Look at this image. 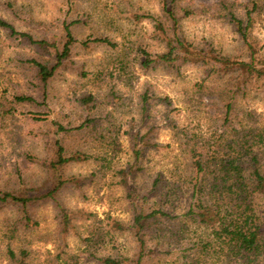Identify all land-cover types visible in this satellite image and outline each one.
Listing matches in <instances>:
<instances>
[{
	"label": "rangeland",
	"instance_id": "374dc122",
	"mask_svg": "<svg viewBox=\"0 0 264 264\" xmlns=\"http://www.w3.org/2000/svg\"><path fill=\"white\" fill-rule=\"evenodd\" d=\"M161 1L0 0L2 20L45 42L0 27V198L28 202L25 210L0 199V264H17L11 252L24 264H97L101 257L134 263L133 221L153 206L143 194H153L157 181L162 193L187 179L194 145L215 151L229 103L235 123L246 112L264 123V0L257 8L252 0H177L178 32L200 51L201 63L143 68L167 51L158 29L167 23ZM249 14L252 48L233 21ZM65 25L75 39L71 54L44 82L31 61L57 65ZM252 54L259 77L250 84L242 83L244 70L232 82L235 76L222 73L224 59L250 63ZM58 145L76 160L62 167L63 185L54 192ZM185 189L174 201L178 218ZM165 244L155 264H182Z\"/></svg>",
	"mask_w": 264,
	"mask_h": 264
},
{
	"label": "trees",
	"instance_id": "16d2710c",
	"mask_svg": "<svg viewBox=\"0 0 264 264\" xmlns=\"http://www.w3.org/2000/svg\"><path fill=\"white\" fill-rule=\"evenodd\" d=\"M176 1H161L167 23H160L158 29L168 41L167 51L158 55L156 60L143 61V68L150 67L153 63L168 66L201 63L200 51L178 32V20L174 15ZM252 2L257 8L256 0ZM233 21L242 39L252 48L250 31L253 18L249 14L247 21L236 17H233ZM0 27L10 29L13 35L27 38L37 45H45V42H35L27 34L17 32L1 18ZM64 33L66 42L63 52L58 56L57 65L51 67L31 61L44 82L54 76L62 60L71 54L75 39L70 25L64 26ZM94 42L111 45L107 39H95ZM223 64L228 70H222V73L226 75L230 72L236 77L231 82L239 80L236 72L243 73V70L246 72L243 78L246 81L242 82L244 85L259 77L254 54L250 63L231 65L224 59ZM150 98L149 92L144 93V113L147 112ZM19 100L24 101L23 98ZM89 101V97L83 100L86 104ZM234 116L232 104L229 103L225 109L223 130L213 144L216 146L214 152L211 153L205 144L191 148L190 176L182 179L179 186L168 187L160 193V182L157 181L153 184V194H143V203L148 205L152 202L153 206L147 212H138L134 218L132 227L138 254L137 260L132 264H155L162 242L173 249L182 264H264V123L252 112H246L242 120L236 123ZM59 129L64 130L62 127ZM135 156L140 161L143 151L136 150ZM74 160V156L65 155L62 146H57L56 159L51 164L59 181L54 192L63 185L62 167ZM184 187L188 191L185 199L187 204L182 217L178 218L176 211L179 205L174 201L179 193L178 188ZM0 199L4 202L21 203L25 210L28 205L25 199L9 193L3 194ZM61 212L64 226L68 229L69 218L63 209ZM11 258L17 264H24L17 261L13 252ZM97 264L123 263L112 257H101Z\"/></svg>",
	"mask_w": 264,
	"mask_h": 264
}]
</instances>
